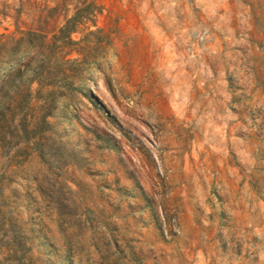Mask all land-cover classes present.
<instances>
[{
	"label": "rangeland",
	"instance_id": "obj_1",
	"mask_svg": "<svg viewBox=\"0 0 264 264\" xmlns=\"http://www.w3.org/2000/svg\"><path fill=\"white\" fill-rule=\"evenodd\" d=\"M95 1L99 103L10 149L0 264H264V0ZM71 3L0 0V33Z\"/></svg>",
	"mask_w": 264,
	"mask_h": 264
},
{
	"label": "trees",
	"instance_id": "obj_2",
	"mask_svg": "<svg viewBox=\"0 0 264 264\" xmlns=\"http://www.w3.org/2000/svg\"><path fill=\"white\" fill-rule=\"evenodd\" d=\"M71 2L70 15L46 5L47 13L57 14L43 17L40 28L15 26L10 34L0 33V197L17 167L10 152L14 145L19 143L16 151L24 150L27 157L35 154L44 160L55 111L78 97L99 103L86 89L91 48L83 41H108L107 31L97 27L104 9L95 0ZM60 17L63 21L56 26ZM50 23L55 24L51 30Z\"/></svg>",
	"mask_w": 264,
	"mask_h": 264
}]
</instances>
